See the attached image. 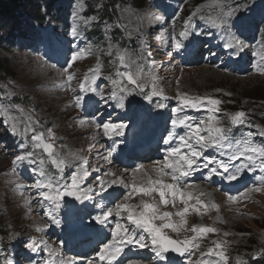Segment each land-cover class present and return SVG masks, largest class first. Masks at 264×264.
<instances>
[{
  "label": "rangeland",
  "instance_id": "374dc122",
  "mask_svg": "<svg viewBox=\"0 0 264 264\" xmlns=\"http://www.w3.org/2000/svg\"><path fill=\"white\" fill-rule=\"evenodd\" d=\"M122 1L125 3L116 5L117 13L121 22L120 26L129 43L131 40L135 42L136 56L134 58L127 57L128 54L124 53L128 47L126 49L117 47L110 35L112 32L110 25L105 27V45L86 42L82 32L92 26V19L85 18V5L76 0L53 2L49 8V14L54 15L53 22H46L44 26L36 25L34 29L36 32L34 36L41 41L39 45L27 48L24 42L17 40V43L13 45L6 43L3 46L5 49L0 47V88L9 93L8 97L0 89V120L11 135L9 140H2L0 135V226H2L0 228V264L11 263L5 254L9 253L10 257L15 246L21 247L13 252L19 261H14L13 264H33L34 259L45 264L48 258L45 252H48L49 248L53 249L51 253L53 257L62 255L61 241L57 245L51 237L46 220H50L48 212L62 210L65 204L49 202L45 206H39L30 200V196L26 193L32 183L18 176V165L23 170L25 167L20 160H17L18 150L14 145L19 149L25 146L34 149L37 156L34 158L37 163L35 172H41L43 160L47 161V165L52 163L42 147L34 146L32 137L42 136L45 143L53 144L54 156L65 160L62 168L72 167L76 170L68 171V180L69 173L76 177L82 171L81 169L87 163H93L94 159L97 160L98 165L100 164L98 157L102 149L107 153L102 140L124 132L125 127L131 124L124 117H128L129 113L137 112L138 95L141 96L140 98L150 95V87L153 86L151 80L161 75L169 78H162L165 92L177 97H187L192 101L205 102L198 107L199 115L189 118L188 124L191 127L194 124L195 127L197 125L206 127L207 119L212 115L227 134L240 127V137L234 138L240 142L248 139L249 134L252 136L258 134L260 129L264 130V100L257 99L264 97V0ZM148 2L151 3L148 5ZM25 7L28 8L27 5L23 6ZM151 8H154L155 14L151 12ZM229 11L232 12L231 16H223V13ZM152 14L157 18L155 22L157 25L148 31V22L154 20L151 19ZM149 17L151 20H148ZM221 18L226 22L216 27L212 20L219 22ZM23 19L31 22L25 16ZM241 24L245 27L251 24V33L244 31ZM7 26V21L0 19V27L5 29ZM55 26L57 29L64 27L67 37L63 40V47L53 48L47 58L46 45L51 30L53 31ZM75 29L81 30L80 33L74 34ZM182 32L187 34L182 37ZM253 32L254 38L251 37ZM169 38L173 40V44L165 42ZM189 39H194L198 45L201 54L197 58L203 59L202 63L188 68V71L172 69L170 64L173 59L167 56H172L173 48L182 47L183 43ZM71 46H74L73 53L76 54V59H73L69 69L62 70L55 63H48L51 57L57 61L63 58ZM119 50H122L119 54L124 56V62L121 63L119 59L114 62L112 59V67L116 69L109 71L108 67L104 66L105 59L115 57L113 53ZM125 70L134 77H138L137 84H129L122 75H117V73H124ZM208 70L212 73L210 77L205 76L209 74ZM69 75L72 76L70 87L67 79ZM60 76H64L62 84ZM80 83L83 92L91 90L98 106V115L103 117L105 114V121L101 125H95L92 118L80 116L81 107L77 105V98L82 94L76 88ZM121 87L128 89V92H120ZM113 92L116 94L115 97ZM110 95L113 96L111 102L108 100ZM13 97L22 101V106H14L10 100ZM209 99L220 101V104L215 106L219 109L218 111H208L213 107L207 103ZM120 100L123 107L118 105ZM240 112L244 113L243 122L233 124L232 117ZM118 117H122L120 118L122 122L119 123L124 126L122 130L118 133L116 128H112L108 134H105L103 125H114L113 120ZM249 123L255 124L259 129L245 132L243 127ZM45 125H49L50 128ZM14 126L16 132L13 131ZM49 130L53 133L54 140L48 139ZM200 134L205 138L208 136L206 131ZM226 142L235 143L237 147L236 142L227 140L224 144ZM189 143L200 151L194 140ZM225 149L224 147H207V151L216 150L214 154H211L212 157L219 153L217 158H229L237 152L236 149H227L228 151ZM223 152H227L226 156L222 154ZM241 157L245 160L243 156ZM239 160L241 159H234L233 163ZM55 168L57 171L61 170ZM87 168V172L94 170L92 166ZM252 168L255 167L251 164L240 166V177ZM112 169L117 170L115 167ZM45 171L49 172L50 169ZM50 178L51 180L57 178L56 171ZM165 180L162 181L165 182ZM126 181L128 182V179ZM200 187H189L184 191L189 194L182 197L187 203L170 201L167 204L172 214V222L178 223L180 217L175 213L188 208L189 203L195 202L193 196L196 189L198 192L205 193L202 194L203 198L199 199H202L201 204L206 206L197 205L195 212L187 211L184 217L186 220L184 228L179 232H174L171 228L161 229L160 235L172 240L183 241L192 240L194 236L199 237L181 257L170 253V249L162 251V255L157 256L153 251L152 237L142 227L130 223L126 211L120 213L125 215L124 219H127L128 225H134L143 231L141 237L144 239L141 244L148 249L147 254H150L141 260L129 262L130 264H168L172 257L180 258L182 262L188 260L196 264H224L217 255L220 251L224 252L227 264H246L250 256L258 258L264 255V189L260 190L258 195H253V202L249 198L241 200L243 196L249 197L248 192L241 194L238 206L234 205L235 208L230 209L227 204L226 208L219 205V202L224 200L215 192ZM111 188L115 189V186L112 184ZM43 192H48L47 188ZM140 195L138 193L133 196L127 195V199H124L120 205H127L139 213L142 210L140 205L143 200H149L144 198L140 201L138 199ZM205 196L208 200L214 199L218 206L212 207L214 204L205 201ZM133 201L135 202L132 203ZM148 202L153 203V199L151 198ZM58 223L60 224L61 221ZM160 224L161 220L153 221L155 227H159ZM60 227L65 228V224L61 223ZM193 227H212L216 231L199 234L190 230ZM37 228L42 230L37 231ZM32 242H34L35 250L24 248ZM215 243H220L222 247L216 249ZM195 244H199V247H195ZM156 247L160 245L157 244ZM210 248L214 249L212 255L207 254ZM24 251L32 252L31 260L24 258L26 257ZM165 258L168 259L165 260ZM156 260L161 263H156Z\"/></svg>",
  "mask_w": 264,
  "mask_h": 264
},
{
  "label": "snow or ice",
  "instance_id": "6c2138e0",
  "mask_svg": "<svg viewBox=\"0 0 264 264\" xmlns=\"http://www.w3.org/2000/svg\"><path fill=\"white\" fill-rule=\"evenodd\" d=\"M232 12H226L223 13V16H231ZM226 21L221 18L219 22L217 20L213 19L212 23L216 27H220L223 23ZM241 27H243V24H241ZM75 34V30H74ZM187 33L182 32L181 36H185ZM231 46V45H229ZM82 55V54H81ZM119 60L121 63L124 62V56L120 55ZM73 59H76V57H73ZM98 71V69L96 70ZM117 75H122L129 84H137L138 83V77H134L130 73H117ZM68 81H71L72 76H68ZM95 80V72L93 74V82ZM139 86V85H138ZM120 92L127 93L128 89L125 88H120ZM157 94V93H154ZM162 94V93H159ZM115 92H113V96L115 97ZM182 103L188 104V98L187 97H182ZM204 101L202 100H196L194 103H191V107H197L199 104L203 103ZM208 104L212 105V108H209V112H215L218 111L219 109L216 108V105L220 104L219 100H214V99H209L207 101ZM79 104V98H77V105ZM118 105L120 107H123L122 100L118 101ZM244 117V113H236L232 117V123L237 124V123H242V118ZM180 124H184V121L181 120ZM124 126L123 125H112V124H104L103 129L105 134H108L110 129L116 128L117 132L119 133L120 130H122ZM190 128L191 135L188 137V139L181 138V144L186 145L189 149L187 154H182L181 150L179 147H174L171 148V150L168 152L167 157L162 163V167L157 168L156 171H158L161 175H166L165 169H171V180L173 181L172 184H166L163 183L161 180H156L152 181L151 179L148 180V186L147 187H132V192L138 193V194H143V195H151L152 193L156 192L159 195V204L161 205H167L169 203V200L166 199L167 196L171 195L173 200L177 196L184 197L186 194L184 192L180 191V188L178 186L182 185V181L186 176L190 174V172L195 168L196 170L199 169V164H197V160L201 157V151H198L195 146L189 141L194 140L196 145H199L201 149L205 147H224V142L228 140V135L226 130L223 127H220L218 122L215 121V117L210 115L207 119V126L206 127H201L197 125L196 127H191ZM13 131L16 132L15 126L13 127ZM206 131L208 133L207 138L201 136V132ZM264 135V132L261 133ZM251 136V134H249ZM33 141L35 142V147L36 148H43V151L51 158L52 163L56 165L58 169L62 170V166L65 164V160L61 159L59 157L54 156L53 153V144L52 143H45L44 138L40 135H35L32 137ZM48 139L54 140L55 137L51 130L48 131ZM31 155V153H29ZM241 156H243L245 159L249 161H254V157H261L264 158V148H257L252 145L250 139H246L243 141L242 146L237 145V152L233 153L232 155L229 156V160L232 159H239ZM25 159L24 156H19L17 157V160H23ZM15 163V161L13 162ZM215 163L216 167L210 169V175L217 172L220 168H223L225 171L228 170L229 165L226 163H223L222 161H211L208 160L205 162V166H208L209 164ZM260 170L264 172V159H262L261 164H260ZM136 171H140L139 168L136 169ZM43 175V172L41 173ZM86 175V173H85ZM106 175H110V173H106ZM231 179H235V173L232 174L230 177ZM116 181H113L115 183ZM38 188H48L52 189V182L48 183H38L36 185ZM78 188V181L77 178L74 176L72 178V184L71 185H64L63 186V191L60 188L55 189V195H52L48 192H41V195L45 200H50V201H57L59 200L60 197L68 195H75V191ZM255 191H260V189H255ZM77 199L80 197L77 196ZM127 199V197H125ZM230 200H234V197H229ZM182 203H187L186 200L182 199ZM197 204L200 207H205V205L201 204L199 199H197ZM142 210L137 213L134 211L133 208L127 206V205H117L114 210H110L108 212H105L102 217H97V222L103 223L109 216L113 214V211L117 216L120 215L122 211H126L128 213V220L130 223L135 224L137 227H142L145 232L149 234V236L152 237V243H153V251L156 252L157 256L162 255V251H168L169 249L172 251H175L181 255L184 254L186 250L190 246H193V241L198 239L199 237L194 236L192 240H172L169 239L165 236H161L160 232L162 228H171L174 232H179L182 228H184L186 224V220L184 219L185 214L187 213L188 209L185 208L182 211H178L175 213L176 216L180 217V220L178 223H174L171 220V215L170 213H160L159 207L155 203H142L140 205ZM212 207H215V205H212ZM155 220H161L163 223L160 224L159 227L153 226V221ZM37 231H41V228H37ZM194 233H199V234H206V233H214L216 229L212 227H200L196 228L193 227L190 229ZM227 235V233L225 234ZM112 236L116 239H114L113 243L110 245H105L104 248L101 249L99 259L100 260H112L115 258V256L123 250V246L125 244H130L133 242V236L132 234L127 230L124 229L119 221L116 222L115 229L112 231ZM118 239V242H117ZM143 237H140L139 239L136 240V243L138 245H141V241L143 240ZM226 243V242H225ZM159 244L160 247H156V245ZM195 247H199V244H195ZM27 247L30 249H34V242L28 243ZM222 245L220 243H215V248L220 249ZM214 252V249H209L208 250V255H212ZM51 255V253H50ZM219 256L220 260L224 262V264H227V258L224 254L223 251H220L217 253ZM47 264H52L51 261L47 262ZM91 264V262H90Z\"/></svg>",
  "mask_w": 264,
  "mask_h": 264
},
{
  "label": "trees",
  "instance_id": "16d2710c",
  "mask_svg": "<svg viewBox=\"0 0 264 264\" xmlns=\"http://www.w3.org/2000/svg\"><path fill=\"white\" fill-rule=\"evenodd\" d=\"M55 0H0V19L7 21V28H2L0 27V35L9 33V35L12 34V32L15 29L19 28V23H20V18H18L21 14H26L28 17L38 20V18L41 17L40 15V8L42 4L45 3L46 8L49 13V8L53 4ZM89 3V8H88V14H98L100 19H107L111 16L114 15V6L116 4H124L122 0H87ZM93 4H100V9L95 12L92 9V3ZM24 5H27L28 8H23ZM10 29V30H9ZM7 30V31H6ZM6 31V32H5ZM96 32H99V28H96ZM1 36H0V41H1ZM257 99H263L262 98H257ZM7 136V135H5ZM2 228V226H0ZM249 263L251 264H264V255L256 262H254L253 259L249 258Z\"/></svg>",
  "mask_w": 264,
  "mask_h": 264
},
{
  "label": "bare ground",
  "instance_id": "6f19581e",
  "mask_svg": "<svg viewBox=\"0 0 264 264\" xmlns=\"http://www.w3.org/2000/svg\"><path fill=\"white\" fill-rule=\"evenodd\" d=\"M215 12H216V11H215ZM218 12H219V11H218ZM153 16H154V14H152L151 17H153ZM149 19H150V17L148 18V20H149ZM251 24H252V21H251ZM251 24H250V25H247L246 27L243 25V27H242L243 30H244V31H247L248 34H250V33H251V30H252V29L250 28V27H251ZM248 49H249V48H248ZM252 51H253V50H252ZM237 55H238V54H237ZM251 61H252V60H251ZM104 71H105V70H104ZM180 72H181V71H180ZM208 72H209V74H207V75H205V76L210 77L209 75L212 74V73H211L210 70H208ZM204 73L206 74V72H204ZM204 73H203V74H204ZM178 76H179V75H178ZM207 79H208V78H207ZM153 110H154V111H153V114H155V112L158 111L159 109H158L157 107H154ZM120 121H121V120H117L116 122L119 123ZM212 148H213V147H212ZM251 166H252V165H251ZM6 194H7V193H6ZM15 202H16V201H15ZM72 242H76V238H74ZM57 245H58V243H57ZM57 247H59V246H57Z\"/></svg>",
  "mask_w": 264,
  "mask_h": 264
},
{
  "label": "water",
  "instance_id": "95a60500",
  "mask_svg": "<svg viewBox=\"0 0 264 264\" xmlns=\"http://www.w3.org/2000/svg\"><path fill=\"white\" fill-rule=\"evenodd\" d=\"M179 255H181V254H179Z\"/></svg>",
  "mask_w": 264,
  "mask_h": 264
}]
</instances>
